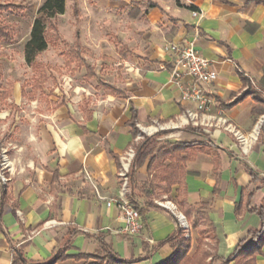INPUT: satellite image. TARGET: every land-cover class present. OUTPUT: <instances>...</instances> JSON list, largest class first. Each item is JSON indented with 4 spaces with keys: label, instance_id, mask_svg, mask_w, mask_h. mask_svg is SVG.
<instances>
[{
    "label": "crops",
    "instance_id": "crops-1",
    "mask_svg": "<svg viewBox=\"0 0 264 264\" xmlns=\"http://www.w3.org/2000/svg\"><path fill=\"white\" fill-rule=\"evenodd\" d=\"M189 6L203 12L199 21ZM71 12L76 24L73 42L78 32L82 57L95 76L85 80L84 65L73 63L71 71L65 64L70 73L84 69L87 87H74L75 94L69 98L74 77L70 75L63 77L60 97L49 90L37 121L25 122L24 141L31 153L25 152L21 159L8 158V165L0 168L5 177V181L0 179V264H12L16 250L30 264H44L68 237L66 253L70 255L99 254L102 241L118 256L137 259L136 264H157L172 253L166 240L182 228L181 220L188 226L182 229L189 243L187 254L192 256L198 243L190 237L189 227L196 228L199 237L204 225L193 227L179 200L189 206H206L202 211L214 238V258L207 257L208 264H224L251 238L259 250L255 264H264V234L261 240L254 237L262 227L256 208L264 205V113L253 112L257 99L250 88L260 86L264 92V4L73 0ZM82 16L90 28L101 24L107 30L105 39L91 41V48H98L102 58L98 70L84 54L78 26ZM193 38L197 50L217 71V79L204 86L213 97L207 113L223 117L242 132L261 121L259 136L246 153L214 119L207 125L201 117L192 122L183 115L194 104L180 99V89L170 79L177 53L164 47ZM99 80L113 88L102 86ZM183 81L189 83L191 78L186 75ZM10 91L6 99L12 95L14 102L0 101L12 113L16 99L26 96L21 84L16 88L13 82ZM157 124L162 127L154 130ZM150 136H154L151 148L174 150L162 159L161 167L177 169L179 178L168 193L159 188L151 197L146 193L138 197L143 227L130 236L121 231L119 211L107 199L117 194L119 171L129 151L127 177L133 165L136 180L150 182L154 173L149 172L151 154L134 163L136 146ZM14 160L19 161L17 166ZM84 169L95 187L84 180ZM162 196H169L166 201L174 207L161 201Z\"/></svg>",
    "mask_w": 264,
    "mask_h": 264
},
{
    "label": "trees",
    "instance_id": "trees-1",
    "mask_svg": "<svg viewBox=\"0 0 264 264\" xmlns=\"http://www.w3.org/2000/svg\"><path fill=\"white\" fill-rule=\"evenodd\" d=\"M255 1L257 3L264 4V0H248ZM150 5H153L151 3ZM15 7L13 5H8L0 7L2 9H10ZM17 10L20 9L18 6L15 7ZM190 9H196L193 6H189ZM65 11V0H43L36 10V14L33 17L28 38L25 40L22 51L25 63L32 69H38L40 67L39 62H37V56L43 52L49 45L56 46L60 40V34L57 27V18L60 14ZM15 41V30L12 26L0 19V43H12ZM119 51L124 54V48H119ZM125 55V54H124ZM65 64L73 71L71 65L75 63L76 65H84L86 74L85 80L90 79L95 76L93 68L86 64L82 57V47L80 43V38L78 32L75 34L74 42L69 45L65 53ZM41 80L36 79L35 84L32 86L30 93H35L36 91L42 89V80L45 79L43 73L39 75ZM1 79V73H0ZM100 84L104 87H112L110 84L99 80ZM264 84V79L262 81ZM27 82L21 83V93L23 96L27 95L25 90ZM13 86L12 81H8L6 87H2L0 84V100H5L10 94V89ZM113 88V87H112ZM253 112L264 113V106L262 102L257 101V104L253 108ZM134 118V117H133ZM195 129V128H194ZM136 129L134 130V133ZM154 136L145 137L142 142H140L135 148V158L134 163L139 164L142 162L146 154H151L149 172L154 170L151 174L150 182L137 181L133 171V165L130 166L128 171V186H129V200L132 205L141 212L139 209V199L138 197L142 194L151 195L160 188L164 193L169 192L171 185L179 178V171L177 169H171L168 167H161V161L169 153V151H174L172 148H164L162 146L151 148V144ZM175 155L178 154L177 151L174 152ZM177 157V156H176ZM159 169L157 170V168ZM182 207L183 215L191 222L193 227H199L198 225L203 224L205 228H199V238L198 245L192 256H188L187 251L189 249L188 240L184 238L183 229L178 227L176 231L167 238V242L171 245L173 251L164 260L157 264H208L206 261L207 257L214 258V253L211 250H206L203 247L205 230L209 232L211 243L213 242V233L210 224L207 222L205 213L202 211L206 206L204 204L198 206L186 205L183 200H179ZM258 213L262 217V227L261 229L254 233L255 239L261 240L264 234V205L256 208ZM70 247V239L66 238L62 245L54 252L51 259L44 264H55L57 261L65 259H76L83 260L82 264H136L137 259H127L122 258L115 254L109 247L106 246L104 242L101 241L102 251L106 253V258L108 261L104 263V259L96 258L91 254L79 253L75 255H70L66 253V250ZM259 252L255 241L251 238L250 241L239 246L231 258L225 260L224 264H255V255ZM12 264H30L27 259L22 255L20 250L14 252L12 258Z\"/></svg>",
    "mask_w": 264,
    "mask_h": 264
},
{
    "label": "rangeland",
    "instance_id": "rangeland-1",
    "mask_svg": "<svg viewBox=\"0 0 264 264\" xmlns=\"http://www.w3.org/2000/svg\"><path fill=\"white\" fill-rule=\"evenodd\" d=\"M42 1L43 0H0V7L13 5L20 8L18 10L15 7H11L10 9L0 8V19L9 23L15 30L14 42L0 43V84L2 87H6L8 81H12L17 88L23 82L28 83L25 88L28 92L26 98L16 99L17 106L16 108H13L11 111L12 113H10L6 104L0 101V168L7 166L6 159L13 160L16 156H19L21 159L25 152L31 153V147L27 146V143L24 141L23 133L25 129L24 126L26 124L25 122L37 121L36 119L39 118L37 112H41L44 109L46 104L45 102L48 100L47 97L51 95L49 94V90L52 89V94H58L60 97V93L62 92L61 84L63 82V77L70 75H74V77L71 82L72 88L68 91L69 98L75 94L74 87L81 85L87 87V84L82 78L84 69H76L75 73H70V69L64 63L65 51L73 42L76 28L74 17L71 12L73 0H66L67 12L62 14L58 19L61 35L58 44L56 46L49 45L37 56V62L40 64L38 69H32L25 63L22 47L25 40L28 38L31 21ZM78 26L80 28L86 60L98 70L100 60H102V58L99 50H97L98 48H91V41L95 39H105L107 30L101 24L97 26L95 30L90 28L86 16H82L79 20ZM108 66L110 65L108 64ZM41 73L45 76V79L42 80V89L36 91L35 93H30L32 86L35 84V80H41L39 78ZM104 73H107V71ZM92 82L96 81L92 80ZM250 86H252L250 88L254 91L257 101L262 102L264 106V92H262V88H259L260 86H256L257 89H255L253 85ZM6 102H14L13 96H9L6 99ZM13 127L14 130L12 131L11 128ZM18 162L19 161L14 160V165L17 166L19 164ZM166 198L170 199L169 196ZM166 198L162 196L160 199L161 201H166ZM204 230L206 236L204 237L203 247L204 249L210 251L212 243L209 232L207 229ZM189 234H191L190 237L193 236L195 239L197 238L198 243L199 237H197L196 228L191 229L189 227ZM93 256L104 259V263L108 261L105 257L106 253L104 251H101L99 254H95ZM72 260V262L67 264L83 263L82 259Z\"/></svg>",
    "mask_w": 264,
    "mask_h": 264
},
{
    "label": "built area",
    "instance_id": "built-area-1",
    "mask_svg": "<svg viewBox=\"0 0 264 264\" xmlns=\"http://www.w3.org/2000/svg\"><path fill=\"white\" fill-rule=\"evenodd\" d=\"M191 14L199 21L203 17V12L199 9H192ZM167 50L176 51L177 55L174 60V65L170 71V79L180 89V99L184 102H191L194 104V109H187L184 112V116L187 120L192 122L198 121L201 117L205 124L211 125L212 119L215 124L223 126V128L233 135L237 144L241 148L243 153H246L249 146L255 142L259 136V129L261 121L256 122L250 131L242 132L239 128L227 122L223 117H214L207 113L210 105L213 103V97L205 91L204 86L209 82H213L217 79V71L212 67L209 59L204 57L197 50L195 46V39H189L182 45L178 42H170L164 47ZM189 76L191 81L185 83L183 81L184 76ZM208 117V121L206 120ZM162 127L161 124L154 126V130ZM132 152L129 151L125 159H130ZM127 162L123 163L122 168L119 171L120 186L116 196L107 199V204H115L119 211V218L123 222L121 231L126 235H136L141 232L143 227L141 221V215L138 209H136L129 200V186L127 177ZM6 165L8 160L6 159ZM83 178L93 187H95L94 180L87 169L83 170ZM1 181H5V177L0 173ZM170 207H174L170 201H166ZM181 226L185 230H188V226L185 220H181Z\"/></svg>",
    "mask_w": 264,
    "mask_h": 264
}]
</instances>
